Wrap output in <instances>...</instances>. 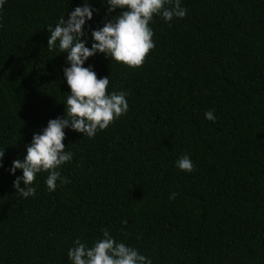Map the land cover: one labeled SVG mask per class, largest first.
Instances as JSON below:
<instances>
[{
	"label": "trees",
	"instance_id": "16d2710c",
	"mask_svg": "<svg viewBox=\"0 0 264 264\" xmlns=\"http://www.w3.org/2000/svg\"><path fill=\"white\" fill-rule=\"evenodd\" d=\"M81 3L0 7V264H72L73 241L90 247L102 229L152 264H264V0H180L182 18L153 16L141 65L88 57L106 92L127 93V112L92 138L65 130L67 183L49 191L43 171L33 196L15 191L20 170L7 168L69 94L48 30ZM88 3L90 39L121 9ZM183 154L190 172L175 166Z\"/></svg>",
	"mask_w": 264,
	"mask_h": 264
},
{
	"label": "clouds",
	"instance_id": "9594fccd",
	"mask_svg": "<svg viewBox=\"0 0 264 264\" xmlns=\"http://www.w3.org/2000/svg\"><path fill=\"white\" fill-rule=\"evenodd\" d=\"M106 13L121 9L119 14L111 15L99 27L89 28L90 39L85 36L84 26L91 20L97 9L82 0L71 11L58 18L49 28L47 46L58 47L66 53L62 66L64 82L68 95L63 101L64 112L55 118H49L38 132L31 134L30 141L24 145L21 159H13L7 171L15 175L12 186L22 197L35 194L33 181L37 173L47 171L44 183L49 191L60 184L67 183L59 168L70 162L73 153L66 150L62 142L66 131H75L88 138L95 136L98 130L105 129L115 118L127 112L128 104L125 91H108V76H100L92 65H85L88 57L103 53L106 58L123 62L134 67L142 64L145 55L154 47L153 31L149 26L154 15L169 21L173 16L182 18L186 10L180 6V0H101ZM5 0H0V7ZM171 4V7H165ZM59 102V101H58ZM204 118L215 120L213 111L206 110ZM0 150V160L3 158ZM179 170L190 172L193 164L188 154L179 156L174 162ZM175 193H170L172 199ZM73 247L67 249V258L72 264H152L151 259L139 253L136 248L123 242H117L108 229H102L101 238L90 247L79 240L73 241Z\"/></svg>",
	"mask_w": 264,
	"mask_h": 264
}]
</instances>
